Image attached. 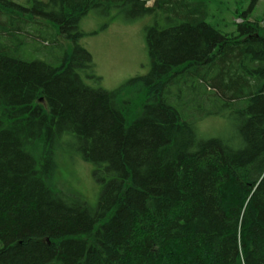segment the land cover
<instances>
[{
	"label": "trees",
	"instance_id": "16d2710c",
	"mask_svg": "<svg viewBox=\"0 0 264 264\" xmlns=\"http://www.w3.org/2000/svg\"><path fill=\"white\" fill-rule=\"evenodd\" d=\"M147 1L0 0V264H264L263 13L224 30L208 0ZM114 7L163 23L149 72L109 90L81 76L79 21ZM210 115L232 134L200 138ZM66 152L94 205L54 187Z\"/></svg>",
	"mask_w": 264,
	"mask_h": 264
},
{
	"label": "rangeland",
	"instance_id": "374dc122",
	"mask_svg": "<svg viewBox=\"0 0 264 264\" xmlns=\"http://www.w3.org/2000/svg\"><path fill=\"white\" fill-rule=\"evenodd\" d=\"M14 1L30 4L32 0ZM208 1V20L224 30L232 29L233 22L240 20L237 13L249 11L260 17V13H263L261 24L264 28V0ZM151 3L152 0L146 2L147 5ZM130 10L131 8L114 7L105 13L101 8H93L80 19L79 28L84 35L79 42L91 53L94 74L100 78L95 80L87 75L89 71H83L81 76L87 84L110 90L132 77L143 76L149 72L151 60L146 47L145 27L153 25L155 19L159 23L163 22L161 16L153 14L131 17ZM197 129L200 138L228 137L232 134L233 124L227 118L210 115L197 123ZM66 154L57 158L54 187L60 190L62 185L71 186L73 192L81 194L90 205H94L101 184L93 178L92 164L83 161L77 154Z\"/></svg>",
	"mask_w": 264,
	"mask_h": 264
}]
</instances>
